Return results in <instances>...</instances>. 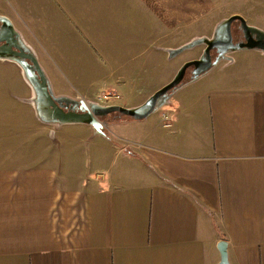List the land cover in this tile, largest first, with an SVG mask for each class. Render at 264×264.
I'll return each mask as SVG.
<instances>
[{"label":"crops","instance_id":"obj_1","mask_svg":"<svg viewBox=\"0 0 264 264\" xmlns=\"http://www.w3.org/2000/svg\"><path fill=\"white\" fill-rule=\"evenodd\" d=\"M97 3L115 7L105 32L112 50L150 60L104 65L93 96H79L121 101L123 89L153 78L155 58H170L178 37L212 28L216 0H0V15L20 34L22 15L41 19L46 54L84 50L106 64L81 17ZM9 104L0 126L17 118ZM26 104L31 152L0 153V264H219L221 241L228 264H264V51L235 49L180 85L163 109L168 125L160 112L108 123L103 136L76 123L49 138L52 126Z\"/></svg>","mask_w":264,"mask_h":264},{"label":"rangeland","instance_id":"obj_2","mask_svg":"<svg viewBox=\"0 0 264 264\" xmlns=\"http://www.w3.org/2000/svg\"><path fill=\"white\" fill-rule=\"evenodd\" d=\"M91 7L92 8H89L87 6V8H82L81 17L86 18L90 21V25L93 27V31L95 32V34L91 36V41L97 47H99V49L97 48L96 51L102 54L104 60L106 61V64L102 62L101 58H99L96 54L88 51L85 52L84 50H80L79 52H77L76 50L71 54H46V50H50V48L47 46L46 41L43 39V28L40 27V25L42 24L41 19L38 22L32 21V23L30 24L29 21L23 19L24 17L22 15V19L20 21L17 20L24 39H26L27 42L32 46V48L36 50V52H34L36 53L37 60H39V63L46 68L44 72L49 76L48 79L51 86L53 87L54 93L57 90L65 89V91L70 94L68 95L69 97L73 98L75 96H78L79 98H81L79 94H84L88 97L89 94H92L90 90L93 91L95 87L98 88V82L96 78L100 75L97 74H99L100 72L102 73L104 65L107 68H113L115 66L118 67L119 64L135 66L143 65L144 67H147L149 65L143 64V60L150 59L146 55H144V57L141 52L134 53L131 52L130 49L124 50L122 48L121 50L117 49L118 52H114L112 50L113 48L110 47L113 44V41L109 43V38L105 37V32L107 34L109 33L108 21H110L106 20V18L112 14L111 10H113V8L115 7H112L111 4L106 3L92 4ZM88 10L92 12L89 17L87 14ZM233 13L243 16L245 21L249 25H254L256 27L259 26L264 30V0H216V5H214V8H212L210 12L211 18L209 24L212 28L204 30L203 34L201 35L210 36L215 28L214 26L217 21L221 18H227L230 16V14ZM34 22L36 23V28H31L33 27ZM52 26L53 27H51L50 33L54 36H57V25ZM194 36L199 37L197 35H192V37ZM93 37L95 38L93 39ZM180 38L182 37H178L177 39L179 41V45L189 42L191 37L187 40H182ZM201 50L202 45H194L190 49L180 51L171 59L166 57V60L162 58L158 62V59L156 57L154 63L155 73L153 78L150 81L144 80L145 83L141 84L140 88H136V92H134V88H132V86L127 87L123 89L122 92H120V95H122L120 96V98L123 99H121V101H115L116 98H118L117 95H115L113 98L107 92L101 91L99 96H97L98 101H92L100 105H110L117 103L124 107L137 106L143 100H146L156 88L165 85L167 81L179 69V66L182 62L192 60V58H198L201 55ZM222 59L223 58H221L212 69L219 67ZM187 72L184 74L185 76H183L181 80L182 82H187ZM118 75L127 76L129 75V73L124 72L119 73ZM151 82L153 83L152 85H150ZM28 96V87L22 80V76L21 74H19V70H17L15 64L8 60L0 61V98L3 100L2 102H0V109L1 111L4 110L6 106L9 107V103L12 102L13 104H16V107L14 106V109L17 116L15 122L7 125L2 124L0 126V153L3 155H8V151L10 155L11 153H13L12 151H15L16 153H24L25 151L31 152L30 144L31 142H36L35 136L31 138L30 131L32 129V126L24 118V113L26 112L24 110V107H29L26 104L27 102H24L23 99L25 97L27 98ZM165 105L166 104L161 106L160 109H156L155 112L148 115V117L151 118L155 116V114L160 113L164 109ZM7 109L8 108H6V110ZM127 119L128 118L126 116L119 115V112L117 111L102 116V120L105 122L106 126L108 123ZM4 122L9 123V121L7 120H5ZM20 122L22 123V125ZM71 126L74 125L63 124L61 128L69 129L72 128ZM33 129L34 131L36 130L35 127ZM51 142L53 141L51 140ZM31 149L33 152L37 150L34 146Z\"/></svg>","mask_w":264,"mask_h":264},{"label":"water","instance_id":"obj_3","mask_svg":"<svg viewBox=\"0 0 264 264\" xmlns=\"http://www.w3.org/2000/svg\"><path fill=\"white\" fill-rule=\"evenodd\" d=\"M233 20L238 21V26L242 30L241 32L244 35V41L242 42L236 43L231 39L230 24ZM13 26L7 16L0 15V61L8 60L16 64L23 81L31 90L29 97H25L23 101H26L32 107L35 119L42 124L52 126L48 131L49 138L52 137L55 127L65 123L90 125L95 134L103 136L106 124L102 120V116L117 111L119 115L134 120L147 117L166 104L172 93L185 82L181 80L188 68L191 67V71L187 82L193 81L209 69L211 70L221 58H229L227 55L232 50L249 48L264 51V30L259 26L249 25L243 16L233 13L227 18L219 19L210 36H194L191 37L189 42L176 48H166L167 55L173 58L182 50L190 49L194 45H204L198 58L182 62L179 69L167 83L156 88L139 105L134 107H124L117 103L100 105L92 100L85 101L79 97L72 98L65 96V94H54L53 87L48 79L49 76L39 65L35 50L25 43L24 37ZM251 34L255 35L254 39L249 38ZM211 49H214L216 53L213 59H211L209 53ZM224 243V241H221L216 244V249L220 254L219 264H228Z\"/></svg>","mask_w":264,"mask_h":264},{"label":"flooded vegetation","instance_id":"obj_4","mask_svg":"<svg viewBox=\"0 0 264 264\" xmlns=\"http://www.w3.org/2000/svg\"><path fill=\"white\" fill-rule=\"evenodd\" d=\"M230 26H231V39L234 41V42H242V41H244V35H243V33L241 32L242 30H241V28H240V26H238V21H235V20H233L232 22H231V24H230ZM254 34H251L250 36H249V38H251V39H254ZM203 47H204V45H202V49H203ZM233 51V50H232ZM201 52H202V50H201ZM209 53L211 54V59H213L215 56H216V53H215V50L214 49H211L210 51H209ZM229 54H231V53H228V55L227 56H229ZM188 71V72H187ZM191 71V67L190 68H188L187 70H186V72H187V80H189V72ZM185 72V73H186ZM184 73V74H185ZM185 76V75H184Z\"/></svg>","mask_w":264,"mask_h":264},{"label":"built area","instance_id":"obj_5","mask_svg":"<svg viewBox=\"0 0 264 264\" xmlns=\"http://www.w3.org/2000/svg\"><path fill=\"white\" fill-rule=\"evenodd\" d=\"M160 121L164 125H168L169 124V114H166L165 110L161 111V113H160Z\"/></svg>","mask_w":264,"mask_h":264}]
</instances>
